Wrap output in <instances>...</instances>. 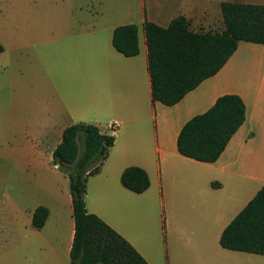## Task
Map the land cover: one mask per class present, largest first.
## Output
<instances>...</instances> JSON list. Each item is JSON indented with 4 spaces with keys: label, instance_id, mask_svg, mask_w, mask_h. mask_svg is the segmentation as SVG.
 <instances>
[{
    "label": "crops",
    "instance_id": "crops-1",
    "mask_svg": "<svg viewBox=\"0 0 264 264\" xmlns=\"http://www.w3.org/2000/svg\"><path fill=\"white\" fill-rule=\"evenodd\" d=\"M226 2L264 5V0H141L138 13L128 7L103 21L83 15V33L56 41L54 63L67 90L50 84L45 100L18 104L24 144L13 151L16 197H0V264H72L70 178L54 164L53 154L66 128L103 119L102 133L115 142L101 171L87 182L89 213L148 264H264V255L231 251L220 242L264 188V45L241 42L215 76L174 106L152 98L145 21L166 28L185 17L194 32L222 33ZM132 24L139 29V54L126 57L113 46V34ZM226 95L244 101L246 120L222 156L213 164L181 156L183 127ZM111 124H117L115 133ZM0 157L8 151L1 150ZM129 167L149 175L151 186L142 194L121 183ZM39 207L49 215L42 228H34Z\"/></svg>",
    "mask_w": 264,
    "mask_h": 264
},
{
    "label": "trees",
    "instance_id": "trees-1",
    "mask_svg": "<svg viewBox=\"0 0 264 264\" xmlns=\"http://www.w3.org/2000/svg\"><path fill=\"white\" fill-rule=\"evenodd\" d=\"M222 14L226 27L222 33L194 32L185 17L174 19L166 28L145 21L154 102L166 106L180 103L215 76L241 42L264 45V5L226 2L222 4ZM138 32L134 24L116 28L113 46L126 57L137 56ZM3 50L0 45V53ZM245 120L244 101L236 95L223 96L183 127L178 152L185 158L213 164ZM114 142V136L102 133L99 126L82 123L66 128L54 151V164L70 178L75 218L72 264H148L126 239L87 210V182L101 171ZM121 183L136 194L151 186L149 175L140 167L125 169ZM48 215L47 208H37L33 227L42 228ZM220 242L231 251L264 255V188L224 230Z\"/></svg>",
    "mask_w": 264,
    "mask_h": 264
},
{
    "label": "rangeland",
    "instance_id": "rangeland-1",
    "mask_svg": "<svg viewBox=\"0 0 264 264\" xmlns=\"http://www.w3.org/2000/svg\"><path fill=\"white\" fill-rule=\"evenodd\" d=\"M140 2L0 0V45L4 47L0 53V151H8V157H0V197H16L13 151L24 144L19 102L45 100L51 94L47 93L50 84L63 93L67 90L54 63L60 46L56 41L83 33V15L97 21L112 19L128 7L138 13ZM83 4L88 5V12L83 13ZM106 120L97 123L101 130H106Z\"/></svg>",
    "mask_w": 264,
    "mask_h": 264
},
{
    "label": "built area",
    "instance_id": "built-area-1",
    "mask_svg": "<svg viewBox=\"0 0 264 264\" xmlns=\"http://www.w3.org/2000/svg\"><path fill=\"white\" fill-rule=\"evenodd\" d=\"M117 128H118L117 124H111L109 126V130H110L111 133H115L117 131Z\"/></svg>",
    "mask_w": 264,
    "mask_h": 264
}]
</instances>
